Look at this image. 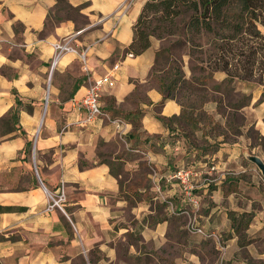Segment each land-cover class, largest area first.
<instances>
[{"label": "crops", "instance_id": "1", "mask_svg": "<svg viewBox=\"0 0 264 264\" xmlns=\"http://www.w3.org/2000/svg\"><path fill=\"white\" fill-rule=\"evenodd\" d=\"M67 1L84 26L56 21V0H0V264H204V242L230 229L221 202L226 175L194 192L198 208L174 175L221 173L230 163L243 169L239 143L218 139L217 148L188 122L170 127L159 120L178 118L183 109L176 100L163 103L152 85L158 48L127 53L148 0ZM66 38L90 49L87 62L66 54L52 74L53 45ZM115 65L116 86L102 99L106 118L85 124L87 112L74 109V100ZM15 111L18 123L6 129ZM137 111L143 114L135 139ZM110 144L121 151L104 155ZM119 165L124 172L146 169L148 179L123 181L112 173ZM62 187L63 210L46 212L48 194ZM192 221L211 237L191 233Z\"/></svg>", "mask_w": 264, "mask_h": 264}, {"label": "rangeland", "instance_id": "2", "mask_svg": "<svg viewBox=\"0 0 264 264\" xmlns=\"http://www.w3.org/2000/svg\"><path fill=\"white\" fill-rule=\"evenodd\" d=\"M61 8L62 5L57 12L59 19H73L81 27L87 23V20L77 12L70 10L59 12ZM176 22L179 24L178 21ZM149 23L152 28L157 25L152 16L149 18ZM159 26L163 29L158 30L155 36L163 32L164 38L151 37V46L154 44L158 48V52L161 50L169 51L170 56H173L168 58L167 55H164L159 59L158 56L156 57L152 72V85L160 86L162 79H172L177 68L190 75L189 78L194 76L195 79H202L203 82L198 83L207 92L191 95L190 97L193 99L190 101L183 98L181 100L182 104L187 107L188 113L191 111L188 109L189 105L197 106L194 116H198V127L192 126L194 132H200V135H204L199 137H207L208 144H210L209 139L212 137L217 148L219 145L217 140L220 139V141L231 146L239 143V149L242 150L239 161L243 165V169H237L236 164L230 163L227 170L221 173L220 171L213 172V174L205 172L203 168H199L201 166L198 167L201 171L196 172L194 170L191 172L190 184L194 192L212 187L214 180L223 179L224 175H226L225 180L227 179L224 188L227 199L221 202L223 207L229 209L230 229L221 232L222 236L218 238L207 237L209 241L204 242L203 248L199 252L201 259L204 264H264V176L257 165L250 160L253 157H258L264 162V68L259 69L248 80L227 79L225 73H214L213 66L207 63L212 55V47L207 38L204 37L200 41L202 47L191 50L187 44L178 45L179 37L168 35L169 31L173 30L169 22ZM262 31L264 32L263 29ZM245 42H248L247 39ZM192 69H196L194 73ZM201 69L205 72L201 73ZM202 77H206V79L204 80ZM224 81V86L220 91H217L215 87ZM187 95L189 96V93ZM178 96L180 97V95ZM245 97L250 98L249 106L235 111L232 108L234 105L239 106L247 103ZM214 100H220L221 105L218 107ZM234 113L238 114V118L230 119V115ZM171 123L174 121L166 124L171 126ZM188 124L190 125L191 122ZM232 125L235 126V130ZM193 128L186 130V132L193 131ZM201 143L197 140L195 145L200 146ZM104 151H106L104 155H114L116 151H121V146L110 144L105 147ZM122 157L133 160L132 157H126V152ZM205 167L207 170L209 166ZM146 173V169L138 173L124 172L122 180L144 181L148 179ZM221 175L223 176L221 177ZM208 184L210 186H205ZM127 186L130 193L136 189L130 184ZM183 190L185 191L184 187ZM208 196L209 194L206 195V200L207 203H210ZM235 219L237 220L235 224L241 223L239 231L232 228V221Z\"/></svg>", "mask_w": 264, "mask_h": 264}, {"label": "trees", "instance_id": "3", "mask_svg": "<svg viewBox=\"0 0 264 264\" xmlns=\"http://www.w3.org/2000/svg\"><path fill=\"white\" fill-rule=\"evenodd\" d=\"M56 1L59 7L62 5L59 12L62 10L79 12V9L73 8L67 0ZM151 16L156 20L155 28L149 25ZM55 20L60 21L62 19L55 16ZM167 22L173 28L168 35L180 38L178 45L187 44L192 50L196 47H202L200 41L204 37L208 39L212 47V55L207 63L213 66L214 73H225L227 79L230 80H248L255 72L264 68V32L262 31V29L264 30V0H148L135 26L134 40L127 49V53L139 56L147 51L151 47V37L155 36L158 30L163 29L159 25ZM156 36L159 39L164 38L163 32ZM246 39L248 42H245ZM169 53V51L161 50L157 52L156 57L158 56L159 59L161 56L167 55L168 58H171L173 55L170 56ZM195 70L192 69V72L194 73ZM200 72L204 73L205 71L201 69ZM202 78L206 79V77ZM166 80L162 79L159 86L164 94L163 103L176 100L183 110L178 118H160L159 120L163 123H170L175 120L191 122L192 126L198 127V116H194L197 106L189 105L188 109L191 111L188 113L187 107L182 104L181 100L183 98L190 101L193 99L190 97L191 95L198 94V92L206 93V89L198 83L203 82V80L195 79L194 76L187 78L186 73L179 68L175 69L172 79ZM224 84L225 81L218 84L215 87L217 91H220ZM225 91L227 92V90ZM249 100L250 98H246L247 103L239 106L234 105L232 108L235 111L243 109L249 106ZM214 102L218 104V107L221 105L220 100H214ZM142 114V111H137L132 119L135 131L130 135L131 138L137 139L139 137ZM237 118V113L230 115V119L235 120ZM18 120L19 116L15 111L10 114L8 120H4V127L12 130L17 125ZM233 128L235 130V126ZM31 148L32 145L28 144L26 153L30 154ZM119 157L118 159H121ZM197 158L199 159V156ZM116 169L112 171L116 177L124 174L120 165ZM236 222V219L232 221V228L239 231L241 223L238 225L235 224Z\"/></svg>", "mask_w": 264, "mask_h": 264}, {"label": "built area", "instance_id": "4", "mask_svg": "<svg viewBox=\"0 0 264 264\" xmlns=\"http://www.w3.org/2000/svg\"><path fill=\"white\" fill-rule=\"evenodd\" d=\"M53 47L55 54L51 64L52 74L54 73L59 60L64 55L69 53L74 54L80 59L83 64H86L88 53L90 51L89 48H80L76 46L73 43L72 39L69 38L56 42ZM118 70L119 65H115L114 68L104 76L93 79L91 85L86 88L85 95L80 99L74 100V109L85 110L87 112L85 124L95 121L101 117L106 118V114L102 110V99L109 90L115 88L117 79L114 73L118 72ZM114 122L118 124V127H121L123 124V122L119 119ZM191 175V172L178 171L174 175V178L178 179L184 186L187 200L198 208L200 202L194 195V189L190 184ZM48 198L49 200L45 210L46 212H51L55 209L63 210V203L66 201L65 191L63 187L61 188L58 195L54 197L51 194H48ZM188 229L191 233L206 235L203 229L199 228L198 225L193 221L189 224ZM206 236L211 237L210 235Z\"/></svg>", "mask_w": 264, "mask_h": 264}, {"label": "water", "instance_id": "5", "mask_svg": "<svg viewBox=\"0 0 264 264\" xmlns=\"http://www.w3.org/2000/svg\"><path fill=\"white\" fill-rule=\"evenodd\" d=\"M250 160H251V162H253L257 165V167L261 171L262 175L264 176V162L258 157H253Z\"/></svg>", "mask_w": 264, "mask_h": 264}]
</instances>
